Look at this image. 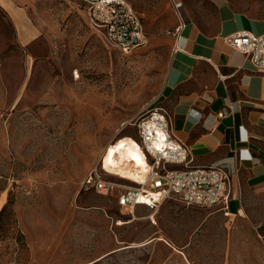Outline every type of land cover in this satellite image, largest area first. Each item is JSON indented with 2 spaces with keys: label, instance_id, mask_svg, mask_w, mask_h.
Returning <instances> with one entry per match:
<instances>
[{
  "label": "rangeland",
  "instance_id": "rangeland-1",
  "mask_svg": "<svg viewBox=\"0 0 264 264\" xmlns=\"http://www.w3.org/2000/svg\"><path fill=\"white\" fill-rule=\"evenodd\" d=\"M127 1L148 41L125 54L82 0H0V264L77 263L151 235L163 208H204L169 199L154 222L148 208H121L85 183L97 165L122 181L102 168L109 152L129 158V174L146 165L133 121L163 106L173 3ZM243 208L232 216V264H264V186Z\"/></svg>",
  "mask_w": 264,
  "mask_h": 264
},
{
  "label": "crops",
  "instance_id": "crops-1",
  "mask_svg": "<svg viewBox=\"0 0 264 264\" xmlns=\"http://www.w3.org/2000/svg\"><path fill=\"white\" fill-rule=\"evenodd\" d=\"M171 1L177 22L168 31L173 48L160 103L175 136L189 146L192 165L236 160L240 205L163 208L151 235L73 264H232V216H244L245 197L264 186V72L225 40L241 30L264 33V0ZM181 24L177 38L170 32Z\"/></svg>",
  "mask_w": 264,
  "mask_h": 264
},
{
  "label": "built area",
  "instance_id": "built-area-1",
  "mask_svg": "<svg viewBox=\"0 0 264 264\" xmlns=\"http://www.w3.org/2000/svg\"><path fill=\"white\" fill-rule=\"evenodd\" d=\"M82 1L88 7L93 24L121 52L128 54L147 43L141 17L127 0ZM182 27L181 24L170 33L180 38ZM225 40L244 54L254 70L264 72V33L241 30ZM223 115L224 111L218 113L219 117ZM133 122L138 129L136 141L144 151L146 166L143 170L139 167L138 172L130 176L118 166L106 167L102 159L104 172L122 181L105 178L97 165L86 177L88 187L99 194L115 196L121 208H148L153 212L152 221L163 202L169 199L187 206L229 210L230 201L235 197L234 178L239 171L236 160L208 166L192 165L189 146L175 136L171 114L164 106L146 110ZM125 163L118 164L124 168ZM129 181L132 185L126 183Z\"/></svg>",
  "mask_w": 264,
  "mask_h": 264
},
{
  "label": "bare ground",
  "instance_id": "bare-ground-1",
  "mask_svg": "<svg viewBox=\"0 0 264 264\" xmlns=\"http://www.w3.org/2000/svg\"><path fill=\"white\" fill-rule=\"evenodd\" d=\"M139 146H140V144H139ZM140 148V150L142 151V152H144L143 151V149L141 148V146L139 147ZM108 154H109V156H108ZM110 152L109 153H106L105 155H103L102 156V159H104V160H106V162H110L109 164H110V166H111V164L113 165V166H118V167H120L119 166V162H121L120 160H121V158L122 157H119V156H116V155H112V157H110ZM122 159H124V163L126 164L125 165V168H122V167H120V168H122V171H124V173H126L127 175H130V176H133V174L131 173V174H129V172L127 171V169H130L131 167L129 166V158L128 157H126V158H122ZM134 162V161H133ZM146 165H143V166H141V170H143V168L145 167ZM119 168V169H120ZM243 212V211H242Z\"/></svg>",
  "mask_w": 264,
  "mask_h": 264
}]
</instances>
